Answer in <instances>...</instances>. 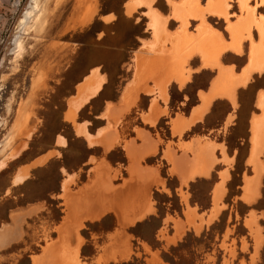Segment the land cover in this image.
Listing matches in <instances>:
<instances>
[{
    "label": "rangeland",
    "instance_id": "1",
    "mask_svg": "<svg viewBox=\"0 0 264 264\" xmlns=\"http://www.w3.org/2000/svg\"><path fill=\"white\" fill-rule=\"evenodd\" d=\"M29 1L11 0L0 4V188H5L9 176L19 166L48 150H54L51 158L46 162V159L43 160L45 164L35 168L31 166L32 170L25 168L13 181L14 184L23 183L14 190L17 195L13 192L11 198L18 196V204L40 202L41 205L34 215L21 222L17 242L0 252V264H34L35 258L43 256L46 246L61 241L56 229L60 227L62 214L67 212L65 200L69 209L74 205L73 196L66 199L57 195L66 172L64 166L75 171L88 154L83 140L77 142L71 136L72 122H65L64 113L67 98L74 94L76 84L94 69L104 75L106 81L101 91L76 111L74 121L89 122L91 127L86 132L97 134L102 119L106 122L115 120L113 125L108 123L113 131L116 130L117 140H114L113 148L106 152L100 147L91 150V154L98 157V162L92 165L90 172L85 169L71 183V187L76 189L80 182H84L89 183V191L94 189L93 185L97 189L99 175L103 171L112 186L110 191L122 186V180L127 176L124 167L126 159L120 150L123 144L119 145V142L131 139L135 132L138 133V127L145 129L158 142L157 153L145 159L142 167L151 165L153 170L148 171L156 174L163 184L152 185L149 189L151 211L134 218L127 227L121 229L115 214L108 212L98 220L83 222L77 237L76 232L70 230L64 246L72 248L78 240L81 241L78 248L80 264H264V173L259 178L258 195L254 202L248 204L242 198L244 180L255 177L253 166L248 163L251 154L250 121L258 114L255 102L264 90V70L252 74L246 86L236 89L234 102L227 97H219L213 101L209 111H204L200 119L178 135L171 130L173 119L190 116L198 100V91L213 84L212 80L218 77L217 68L192 74L199 61L198 58L188 57L184 67L189 70L187 81L183 85L173 82L167 87L163 108L155 105L162 112V117L154 124L146 123L143 116L147 98L141 97L137 105L125 113L108 102L115 99L117 90L120 92L127 85V80L132 78L137 50L141 42L149 37L146 9L141 8L128 16L125 13L128 0H84L83 4L79 0H61L59 3L56 0H39L40 7L46 5L42 27L19 32V22ZM198 1L200 8H205L210 0ZM224 1L230 14L227 22L214 15L206 14L204 18L222 40L229 41L228 23L246 17V13L239 9L237 0ZM244 1L247 8L253 11L254 20L264 30V3L261 0ZM151 5L168 18L171 5L167 0H152ZM90 7L94 8L92 19L81 25ZM170 21L171 31L180 26V22L173 17ZM199 24V20L190 18L186 31L198 35ZM257 28L250 24L249 36L244 34L247 39L241 42L242 54H220L219 63L231 66L232 72L238 74L247 63L249 42L258 41ZM17 36L21 45L18 51L13 44ZM90 81L87 79L82 88ZM84 94L82 91V96ZM109 109L113 110V116L104 118ZM19 114L25 117L24 128L29 134H19L6 140L7 135L15 130L14 122ZM83 130L76 128L77 133L88 136ZM63 137L67 141L64 152L60 150L64 148V142L59 141ZM85 137L82 139L85 140ZM193 143L200 147H212L214 163L207 176L196 175L183 183L175 173L174 163L165 155H173L189 163L194 159L200 160L197 155L202 157L203 150L196 151L195 158L185 148ZM20 144L23 147L16 151ZM258 158L264 167V147ZM102 161L103 165L100 164ZM222 175H225L224 179ZM219 185L222 186V193L217 204L218 211L213 214V193ZM83 198L87 199L86 192ZM11 206L14 203L7 202L0 207V216L9 210V221L20 207ZM192 213L194 216L190 215ZM188 218H193L191 223H188ZM250 219L252 223L247 224ZM177 222L185 225L184 232L180 239L167 242L174 238V224ZM5 237L0 235V246L5 243L8 234ZM120 237L129 242L128 258L120 260L116 251L114 261L103 263L109 251L121 241Z\"/></svg>",
    "mask_w": 264,
    "mask_h": 264
},
{
    "label": "bare ground",
    "instance_id": "2",
    "mask_svg": "<svg viewBox=\"0 0 264 264\" xmlns=\"http://www.w3.org/2000/svg\"><path fill=\"white\" fill-rule=\"evenodd\" d=\"M60 1L61 0H56L57 3H59ZM79 1L82 4L84 2V0H79ZM167 1H168L169 5H171V7H172V12H171L172 17L174 19H176L178 22H180V29H179L180 33L177 35H179L181 38L184 37L183 40L191 39V37L186 35V27L188 25V20L190 18L199 20L200 24L198 26V33H199L198 39L201 42L198 46L195 45L196 46L195 47V46H193V44H194L193 42H194L196 37L194 39H192L193 42H191V40H190L189 42L193 43L192 45H190L191 51L187 50L189 52H186V53H184L185 52L184 51L183 53L185 55L184 54H182V55L185 56V57H183L185 59L188 56V53L191 52L189 54V55H191L192 52H196L202 58L203 62H205L208 65V67L210 66L212 68L218 69V77H217L216 81L214 82V87L211 91L212 94H211L210 98H208V99H212L214 97L220 96V97H227L230 99L231 102H234V100H235V98H234L235 88L237 86H244L247 83L251 71L261 72L264 69V46H263L264 43L262 44V42H261L264 38V31L260 28V23L257 22L256 20H254L255 17L253 18V11L250 10L251 8L250 9L247 8L246 2L244 0H237L236 1L238 3L239 9L242 11H245L246 17H243V18L240 17L241 19L235 21V23H233V22L228 23L227 32L230 35L231 43L225 44L223 42V40L221 39L220 35L214 31H212L211 28L205 23V18H204L206 16V14L214 15V16L223 18L227 22V19L229 18L228 15H230V14H228V8H227L228 4H226V2L224 0H214V1L212 0L213 2H210L211 1L210 0L205 8H200V6L198 4V2H199L198 0H182V1L177 2V3L176 2H170V0H167ZM39 2H40L39 0H30L29 1L28 5L26 7V10L23 13V15L21 16V20L19 22V29H18L19 32L25 31V30L30 29V28H33L34 30H36L37 28L39 29L42 27V22H43L44 17H45L46 5L43 4L40 7ZM260 2L264 3V0H261ZM151 4H152V0H131L125 6V13L128 16H130L136 10V8L138 6H145L148 9L146 16L148 17V20H149L148 26L152 30L153 40H154V43L150 44L149 49L151 47H153L154 45H155L154 47L156 48V45L159 46V44H163L165 39H166V35H167V32L165 30L166 18H163L156 10H154L151 7ZM85 6H87V4ZM87 8H88V6H87ZM86 14H87V17L83 18L81 25H85V24L90 22V20L92 19V15L94 14V8L90 7V10L87 9ZM243 15H245V14H243ZM250 24H254L255 26L258 27L257 30H258L260 39H259V42L257 44H254V42L252 41L253 43H251L250 57H249L251 59V61H250L249 65L246 67V69L242 72V74L240 76H236L232 72V69L225 68L219 63V55L224 50H227V49H230L234 52L240 53L241 42L245 38L244 34H247V36H249ZM250 35H251V32H250ZM246 39L247 38H245L244 40H246ZM183 40H182V42H185ZM199 40H195V42L197 41V43H199ZM186 42H188V41H186ZM169 43H170V41H169ZM13 44H14V49L16 51L21 49V45L19 43V37L18 36L14 39ZM183 45L186 46L184 43H183ZM179 46H180V44H179ZM184 46L181 45L182 51L184 49L182 47H184ZM188 46H187V48H188ZM172 48H174V47L172 46ZM175 49H176V47H175ZM158 50H160V49L157 48V51ZM170 52H168V53H170ZM175 52H176V50H175ZM170 55H173V54H170ZM163 57L166 58V56H163ZM163 57H161V58H163ZM161 58H159V59L162 62ZM165 58H164V60H165ZM159 59H157V61ZM186 60H187V58H186ZM167 61H168V63L170 62L169 60H167ZM167 61L165 60L163 62H167ZM161 62H159V63H161ZM159 63L155 62V65H157V64L159 65ZM176 63L178 64V62H176ZM184 63H186V62H184ZM171 64L172 65L170 68L173 70V68L175 66H173L172 61H171ZM174 65H175V63H174ZM207 65L205 67H207ZM162 66L164 67L165 65L163 64ZM162 66L161 67L160 66L149 67V69L145 70V75H147L146 78H148V79L151 78L155 82L154 84L156 85L155 87H157V89H158L160 97L162 99H165L166 98V90L165 89H166V85L170 79L169 78L164 79V78L159 77V76H161L159 74L160 70H162V71H160V73L165 72V71H163L164 68ZM159 67L161 68V69H159V71H157L159 75H158V77L154 78L155 75L154 76H152V75L156 71V68L158 69ZM168 68H169V65H168ZM168 68H165V69H166V71L168 70V72H169ZM175 71L178 74V70L176 68H175ZM176 72H175V74H176ZM172 73L173 72L171 71V74ZM179 73H180V71H179ZM181 75H182V73H180V75L178 74V75H176V77H174V80H176V82L179 85H183L184 81L187 79V76H188V75H185V76L184 75L181 76ZM156 76H157V74H156ZM165 77H168V76H165ZM169 77L171 78V77H173V75L172 76L170 75ZM146 78H144V79H146ZM167 79H169V80H167ZM101 80H102V78L94 73L92 75V78H91L89 85H87L85 88H82L83 85L78 86L77 98L74 99L75 100L74 102H73V100L69 101V109L66 112V116H65L67 118V120H69L70 122H74L75 113L78 110V108L81 106V103L83 101L87 100L89 98V96L95 94V92L99 89V84H100ZM82 91L85 93L83 96H82ZM144 92H147V89H144ZM136 94L137 93L135 92L134 94H131L129 96V104L126 106L124 111H122L123 113H125L129 110V105L136 98ZM208 103H209V100H207V102L205 101L204 107L196 110L192 114V116L189 120L185 121L181 118H177L176 120H173L172 128H171L172 133H177L179 135L186 128H189V126L194 121H196L197 119H199L202 116L203 112L207 108ZM257 106L261 110V114L259 116L254 115L250 121V125H251V129H250L251 130V138H250L251 154H250V158L248 160V163H250L253 166L255 177L252 180H244L245 184L243 187V195H242L243 200L248 204H251L252 202H254L255 198L257 197L258 187H259L258 181H259V178L261 177V174L264 173V167L260 164L261 162H259V158H258L259 154L261 153L262 148L264 147V93L259 95V98L257 101ZM111 111H113V110H111ZM158 114H160V112L153 110L150 113V115H148L147 117H143V121L148 122L150 124H154L157 117H158ZM112 116H113L112 114L106 115L107 118L112 117ZM112 122L113 121H111V123ZM114 122H115V120H114ZM24 127H25V117L23 115L19 114L17 116L15 122H14V129L15 130L10 132L7 135L6 140L7 139L9 140V139H11V138H13L19 134L20 135L23 134V136L28 135L29 131L25 130ZM144 137L147 138V135ZM87 140H88V143L91 144L92 141L88 136H87ZM103 143L105 144V146L107 145L108 148L111 147L112 143H113L112 138H103ZM152 146H154V145H151L149 147V149L147 148L146 153L147 152L148 153H154L155 148ZM22 147H23V144H20L19 148L16 151H19V149ZM185 148L188 149L189 151H191L195 158H197L199 156L200 160L194 159V160H191V163H189L188 161H187L188 162L187 163L185 159L178 161L174 158L173 155L170 157L168 154L165 155L166 158L169 161H171V163L172 162L174 163L175 173H177L179 175L180 180H182V182L185 183L187 180L192 179L193 176H196V175L207 176L212 164L214 163L213 156H212L213 148L209 147L208 145L200 147L199 145H197V143H193L190 146H185ZM125 149L127 150V147H125ZM199 150H201V152L203 150V152H204V153L202 152V155H203L202 157L200 155L196 154V151L199 152ZM196 155H197V157H196ZM137 163H138V159H137V161H135V159H134L133 167L135 165V168H137L138 167ZM102 169H104V167H102ZM104 172L105 171L101 172L99 175L100 176L99 179H100L102 184H100V181H99V184L97 183V186H96V187H98L97 189L93 186L94 189L92 191H89V190L86 191L87 199L84 198V200H81V201L80 200H76L75 202L73 201L74 205L70 206V209H69V206L68 207L66 206V208H68V211H67V214L63 220L65 222V224L56 229V232L58 233L59 237L61 238L60 239L61 241L59 242V244H52V245L46 246L43 249V253H42L43 256L35 258L36 260L34 261V264H80L79 260H78V250H79L78 248H79V245L81 244V241L78 240V243L76 244V246L72 247V248H69L68 246H64L65 239L68 236V234H70V230L71 231L73 230V232H76V237H77V231L82 226L83 222L98 220V218H100L101 216H103L104 214H106L108 212H113V214H115V217L117 219V223H119L118 225L122 229V228L127 227L128 224H130L134 218L146 213L147 211H151V207L149 206V203H148L149 202L148 201V195H149L150 186L151 185L159 186V185L163 184V181L160 178H158V176L156 174L153 175L152 172H149V174L144 178L145 179L144 183H141L140 182L141 179H140L138 181V186H137L138 189L134 193H132V190L130 188L124 189L125 191H123V189H121L120 187H119L120 190L110 191L112 186H110L109 179H106V177L104 176L105 175ZM132 172H133V169L129 170V173L131 175H132ZM224 178H225V175L224 176L222 175V179H224ZM136 181H137V178H136V180H134L133 184H135ZM124 187H125V185H124ZM221 187L222 186L219 185L214 190V193H213V196H214L213 197V206H214V208H213L214 213L213 214L217 213V211H218L217 204H218V201L220 199V194L222 193ZM190 215L194 216L193 213ZM211 217L209 218L208 221H210ZM192 220H193V218H188V223H191ZM251 223H252V219L247 221V224H251ZM174 226H175V236H174V238H171L170 240H166L167 242L173 243V241L175 239H177V238L180 239V236L184 232L185 225L182 224L181 222L175 223ZM195 229H198V227H195ZM5 230H7V229H5ZM5 230H3V231H5ZM4 237H5V235H4ZM59 237H58V239H59ZM120 238H122V237H120ZM120 238H119V241H120ZM7 240H8V238H7ZM7 240L5 241V239H4L3 241L8 242ZM116 243L114 245H116ZM60 245H61V248L59 249L58 247ZM57 248L59 250H57ZM116 251H117V254H118V257L120 260L128 258L129 254H130V246H129V242H128V240H126V238L123 237L121 239V241L117 244V246L114 247L113 250L109 251L106 258L103 260V263H107V261H109V260L114 261L115 260L114 254H116L115 253Z\"/></svg>",
    "mask_w": 264,
    "mask_h": 264
},
{
    "label": "crops",
    "instance_id": "3",
    "mask_svg": "<svg viewBox=\"0 0 264 264\" xmlns=\"http://www.w3.org/2000/svg\"><path fill=\"white\" fill-rule=\"evenodd\" d=\"M9 1H11V0H0V4H3V3H7V2H9ZM131 0H128V2L127 3H129ZM180 1H182V0H178V1H176V2H180ZM201 5V4H200ZM202 6V5H201ZM151 7H152V5H151ZM141 8H145L146 9V12H145V15L147 14V12H148V9L146 8V7H144V6H138L137 8H136V10L134 11V12H136L137 10H139V9H141ZM154 9V8H153ZM169 14L167 15V17L168 18H166L165 17V15L164 14H162L160 11H158V10H156V9H154V10H156L161 16H163V18H166V24H165V30L167 31V35H166V39H165V41H164V45L163 44H159V46H157L156 45V48L153 46V47H151L150 49H149V46H150V44H153L154 43V40H153V35H152V30L149 28V37H147L145 40H143V42H141V46L139 47V49L137 50V53L138 54H136V57H135V59H136V61L134 60V63H133V75H132V78H130L129 80H127V85L126 86H124L123 87V89L119 92V90H117V96H116V98L115 99H113V100H108V102H109V104L110 105H112V106H115V109H121V111L123 110L124 111V109L126 108V106L129 104V96L131 95V94H134L135 92L137 93L136 94V98L131 102V104L129 105V109L130 108H132L133 106L135 107L136 105H137V103L139 102V100H140V98L142 97H145V98H147V105H146V110H145V112H144V116L143 117H147L148 115H150V113L153 111V110H155V111H158V112H160V114H159V116L157 117V119H156V121L155 122H157L162 116H161V114H162V112L161 111H159V110H157L156 108H155V105L156 104H158L160 107L162 106V103H163V99L160 97V95H159V92H158V89H157V87H155L156 85L154 84L155 82L150 78V79H148V78H146L147 77V75H145V70H147V69H149V67H158V66H162L163 64L165 65L163 68H164V70L163 71H165V72H161L160 73V71H162V70H160L159 71V69H161L160 67L157 69L156 68V71L153 73V75L152 76H154V78H156V77H158V75L160 74L161 76H159V77H161V78H164V79H166V78H169V79H167V80H169V82L167 83V85H166V89H167V87L171 84V83H177L176 82V80H174V77H176V75H180V73H182V75L181 76H185V75H188L189 74V70H185L186 68H184L185 67V63L184 62H186V58H188L189 57V59H193V58H198V61H199V66H198V68L196 69V70H192V74H198L199 72L201 73L202 71H204V72H208V70H210V71H212L211 69H212V67H208V65L205 63V62H203L202 60H200L201 58H200V56L197 54L196 56H195V54H196V52H192V54L191 55H189L190 53H188V56L184 59L183 57H185L184 55V53H186V52H189V51H187V50H190L191 51V49H190V45H192L193 43V46H198L199 44H200V40L198 39V37H199V33H198V35H195L194 36V34L192 33V34H190V33H188V31H186V35H188L189 37H191V39H189V40H183V38H181L179 35H177V34H179L180 33V26H178V28L176 29V30H174V31H171L170 29H169V23L171 22L170 20L172 19V16H171V12H172V10H171V7H169ZM263 17H264V15H263ZM148 18V17H147ZM149 21V20H148ZM189 21V20H188ZM235 22V21H234ZM233 22V23H234ZM232 23V22H231ZM212 31H214L213 29H211ZM264 31V30H263ZM169 32V33H168ZM178 32V33H177ZM215 32V31H214ZM173 34V35H172ZM176 34V35H175ZM190 34V35H189ZM229 34V33H228ZM173 36V37H172ZM170 37V38H169ZM196 37V38H195ZM175 38V39H174ZM195 38V40H199V43H197V41L195 42V40H194V42L192 41V39H194ZM174 39V40H173ZM259 39H260V37H259V34H258V41H254V44H257L258 42H259ZM168 40V41H167ZM180 40V41H179ZM182 40L183 41H188V42H182ZM191 40V42H193V43H191V42H189ZM169 41H170V43H169ZM165 42H167V43H165ZM180 42V43H179ZM223 42L225 43V44H228V43H231V40H230V38H229V41H224L223 40ZM262 42V44H263V42H264V38H263V40L261 41ZM175 43V44H174ZM183 43L186 45V46H184L183 45ZM188 43V44H187ZM190 43V44H189ZM179 44H180V46H179ZM181 45L182 46H184V47H182V48H184L183 49V51H182V49H181ZM189 45V46H188ZM172 46L174 47V48H172ZM187 46H188V48H187ZM195 46V47H196ZM263 46H264V44H263ZM163 47V48H162ZM175 47H176V49H175ZM248 47H249V49H248V60H247V63L245 64V66L239 71V73L237 74V73H235V75L236 76H240L241 74H242V72L246 69V67L249 65V63H250V61H251V59L249 58L250 57V49H251V43H249V45H248ZM157 48L158 49H160V50H158L157 51ZM186 48V49H185ZM194 48V47H193ZM163 49V50H162ZM172 49V50H171ZM176 50V52H175V50ZM181 50V51H180ZM171 51V52H170ZM185 51V52H184ZM168 52H170V53H168ZM184 52V53H183ZM234 53V54H237L238 55V53L237 52H234V51H232V50H230V49H227V50H224V52H223V54L221 53V55H224V54H228V53ZM243 53V46H242V49H241V52H240V54H242ZM169 54V55H168ZM170 54H173V55H170ZM175 54V55H174ZM182 56H180V55ZM182 54H184V55H182ZM178 55V56H177ZM221 55H220V59H221ZM163 57V56H166V58L165 57H163V58H161V57ZM159 58H161L162 59V62H161V60L159 59ZM164 58H165V60L167 61V60H169L170 62V64L168 63V61L167 62H163V61H165L164 60ZM157 59H159L158 61L159 62H161V63H159L158 61H157ZM176 59V60H175ZM157 62V63H159V65L157 64V65H155V62ZM171 61L173 62V66H175L174 68H173V70L175 71V68L178 70V74H177V72H176V74H175V72L170 68L171 67ZM175 61V62H174ZM176 62H178V64L176 63ZM163 63V64H162ZM168 63V64H167ZM174 63H175V65H174ZM204 63V64H203ZM168 65H169V68H168ZM207 65V67H205ZM223 67H225V68H229V67H231V66H229V65H224V64H221ZM172 66V67H173ZM178 68H177V67ZM183 67V68H182ZM162 68V69H163ZM165 68H168L169 69V72H168V70L166 71V69ZM181 68V69H180ZM171 69V70H170ZM231 69V68H230ZM264 70V69H263ZM262 70V71H263ZM157 71H159V74H158V72ZM171 71L173 72L172 74H171ZM179 71H180V73H179ZM186 71V72H185ZM94 72H97V74L99 75V77H101L102 78V82H101V85H100V87H99V89L95 92V94H98L100 91H101V88H102V85H104V82L106 81V77L104 76V75H102L101 73H99L98 71H97V69H94L93 71H91V72H89V74L88 75H86L84 78H83V80H81L79 83H77L76 84V86H75V92H74V94L73 95H71V96H69L68 98H67V107H66V111H65V115H64V119L66 120L65 122H67L68 121V123L70 122L69 120H67V118L65 117L66 116V112L68 111V109H69V101H71V100H74V99H76L77 98V96H78V86H82L83 84H85L86 83V80L87 79H91L92 78V74L94 73ZM167 72V73H166ZM184 73V74H183ZM255 73H259V72H257V71H251L250 72V76H249V79H250V77H251V75L252 74H255ZM156 74H157V76H156ZM172 76L173 75V77H169V76ZM164 76V77H163ZM165 76H168V77H165ZM189 76V75H188ZM212 77V79H213V77H214V75L213 76H211ZM144 78H146V79H144ZM216 77L212 80L213 82H211V83H213V84H211V86H210V84L208 85V87L206 88V89H203V90H200V91H198V93H197V98H198V100H197V103H195V105L193 106V109L191 110V113H190V116L188 117V118H185L184 117V119L183 120H189L190 118H191V116H192V114H193V112H195L196 110H198V109H200V108H202V107H204V105H205V101L207 102V100H209V103H208V105H207V108H206V110H205V113L207 112V111H209L210 110V108H211V104L213 103V101H215V100H217V99H219V97L220 96H217V97H214V98H212V99H208V98H210V96H211V91H212V89H213V87H214V82L216 81ZM187 81V80H186ZM185 81V82H186ZM249 81V80H248ZM248 81H247V83H248ZM184 82V83H185ZM246 83V84H247ZM178 84V83H177ZM246 84L244 85V86H246ZM244 86H237L236 88H235V91H234V95H235V93H236V89H240V88H242V87H244ZM121 87V86H120ZM119 87V88H120ZM144 89H147V92H144ZM165 89V90H166ZM153 91V93H152V91ZM238 91V90H237ZM262 93H264V90H262L261 91V94ZM94 94V95H95ZM94 95H91V96H89V98L87 99V100H85V101H83L82 103H81V106L78 108V110H77V112L79 111V109H81L84 105H85V103H88L92 98H94L95 96ZM259 95L260 94H258V97H257V100H256V102H255V105H256V107H257V109H258V114H255V116H258V115H260L261 114V110L258 108V106H257V101H258V98H259ZM94 96V97H93ZM234 98H235V96H234ZM229 99V98H228ZM230 100V99H229ZM236 100V99H235ZM107 101L105 102V105L108 103ZM236 104V103H235ZM165 105V104H164ZM107 107H108V105H107ZM107 107H105V108H107ZM108 108H110V107H108ZM161 108H163V106L161 107ZM129 111V110H128ZM111 115V110L109 109V111L108 112H106L105 113V115H104V118L106 117V115ZM163 115V114H162ZM203 115V114H202ZM76 116V115H75ZM202 117V116H201ZM200 117V118H201ZM199 118V119H200ZM177 118H175V119H173V120H176ZM252 119V118H251ZM142 120V119H141ZM198 120V119H197ZM101 121V120H100ZM104 121H105V123H104ZM111 121L112 120H110V121H108V122H110V124H111ZM102 123H101V125L99 126V133L97 132V134H91V133H89V132H86V131H88V129L91 127V126H89L88 125V123L89 122H81V121H77V120H75L74 122H72L71 123V125H72V137L74 138V140L75 141H79V140H83L82 142H83V145H84V148L88 151V154H87V157H86V159L80 164V166L79 167H77V169L74 171V170H67V167L66 166H64V170L66 171L65 172V175H63V177H62V180H61V182H60V190H59V193L57 194L58 196H63L64 198H66V199H68L69 198V196H73L74 198H73V201L75 202L76 200H84V198H83V196H84V193L89 189L88 188V184L89 183H87V184H85L84 182H80V185H78L77 187H76V189L74 188H72L71 187V183L73 182V181H75V180H77L80 176H81V173H84L85 172V169H86V171L87 172H90V170H91V168H92V165H94L96 162H98V157L96 158V156H94L93 154H91L92 152H91V150H93V149H95V148H97V147H100L103 151H105V150H110L111 148H113V146H114V144L115 143H112V146L111 147H109L108 148V146L106 145L105 146V144L103 143V138H112V142H114V140L116 139L117 140V138H116V136H117V133H115L116 132V130L115 131H113L112 129H111V125L108 123V122H106V119H102V121H101ZM116 122V121H115ZM194 122H196V121H194ZM193 122V123H194ZM113 123L114 122H112V125H113ZM147 123V122H146ZM192 123V124H193ZM191 126V125H190ZM189 126V127H190ZM81 128V129H84L83 130V132L85 133V135H88V137H90V139H91V144H89L88 142H87V136L85 137L83 134H80V133H77V131H76V128ZM250 129H251V125H250ZM138 133L137 132H135L134 133V135L131 137V139H127V140H125L124 141V143H123V141H120L119 143V145H122V146H120L121 147V153L124 155V157H125V159H126V164H125V171H126V174H127V176L125 177V179L124 180H122L123 182V184H122V186H120V188L121 189H123V191H125L124 189H131L132 190V193H134L138 188H137V186H138V181L140 180V182L141 183H144L145 182V177L149 174V172H152V171H148V169H152L150 166L151 165H149V164H146V166H143L142 167V163L145 161V159H147V158H149V157H152V156H154L156 153H157V148H158V146H157V141H154L151 137H150V135L145 131V129H143V128H141V127H138ZM139 135V136H138ZM146 135H149V137L147 136V138H149V139H147V138H145L144 136H146ZM250 136H251V130H250ZM82 137H85V140L84 139H82ZM58 138H59V136L57 137V139H55V147H56V145H57V142H58ZM119 139L121 140V137H119ZM138 141V142H135V141ZM59 141H62V142H64V148L63 149H60V150H63V152L66 150V148L67 147H65V145L67 144V141L65 140V138L63 137L62 139H59ZM136 143V144H135ZM154 145V146H152V147H154L155 149H154V153H146V150H147V148L149 149V147L151 146V145ZM60 147V146H59ZM62 147V146H61ZM125 147H127V150L125 149ZM151 147V148H152ZM54 150V149H53ZM53 150H48L47 152H45L44 154H42V155H40V156H38V157H36V158H34L33 160H31L29 163H27V164H23V165H21V166H19L10 176H9V178H8V181H7V185L5 186V188H0V207L1 206H3V205H5L7 202L8 203H11V204H13L14 203V206H11V208L12 207H19L18 208V210H16L14 213V220L12 219L11 221H9V210H8V212L7 213H5V215L4 216H0V235H2V234H4V235H7L8 234V242H5V244H3V245H1L0 246V252L3 250V249H6L9 245H12L13 243H15V242H17V236L18 235H20V225H21V222L23 221V219H25V218H28L29 216H32V215H34L39 209H40V202H33V203H31V204H27V205H24V204H18V201H19V199H18V196H14V197H12L11 198V196H13V192H15L16 191V189L19 187V185H21V183H23V181H21V182H17V183H13V181L14 180H17L18 179V177H19V175L20 174H22L23 173V170L25 169V168H29V170H32L33 168H31V166H34V168L35 167H38L39 165H41V164H45V162L49 159V158H51V156L52 155H50L51 154V152L53 151ZM106 152V151H105ZM142 157H141V156ZM177 156H178V154H177ZM102 158V157H101ZM46 159V160H45ZM134 159H135V161H137V159H138V167L137 168H135V165H134V167H133V161H134ZM175 159H177L176 157H175ZM43 160H45V162L43 161ZM89 160L90 161H95V162H89ZM178 161H179V159H177ZM88 164H87V163ZM100 163V162H99ZM87 164V165H86ZM100 164H104L103 163V161L100 163ZM101 165V166H102ZM103 167V166H102ZM150 167V168H149ZM133 169V172H132V175L129 173V170H132ZM153 170V169H152ZM2 171V170H1ZM133 177V178H132ZM136 178H137V181H136V183L135 184H133L134 183V180H136ZM139 178V179H138ZM133 180V181H132ZM139 182V183H140ZM124 185H125V187H124ZM94 186V185H93ZM92 186V187H93ZM152 186V185H151ZM150 186V187H151ZM94 188V187H93ZM119 187H117V190H120V188L118 189ZM91 189V188H90ZM15 190V191H14ZM117 190H114V191H117ZM15 195H17L16 194V192H15ZM58 196H54V197H58ZM11 198V199H10ZM69 199H71V198H69ZM60 200V199H59ZM62 200V199H61ZM66 201L67 200H65V205L67 206V203H66ZM79 202V201H78ZM64 205V204H63ZM64 211V210H63ZM66 211H68V208H66ZM66 214H67V212L66 213H63L62 214V222H61V224L59 225L60 227H61V225L64 223L65 224V222L63 221L64 220V218H65V216H66ZM17 224L19 225V227L17 226ZM57 226V225H56ZM54 228H56V227H54ZM5 229H7V230H5ZM3 230H5V231H3ZM7 233V234H6ZM59 236V235H58Z\"/></svg>",
    "mask_w": 264,
    "mask_h": 264
},
{
    "label": "flooded vegetation",
    "instance_id": "4",
    "mask_svg": "<svg viewBox=\"0 0 264 264\" xmlns=\"http://www.w3.org/2000/svg\"><path fill=\"white\" fill-rule=\"evenodd\" d=\"M94 73L97 74V72H94ZM94 73H93V74H94ZM93 74H92V75H93ZM97 75H98V74H97ZM98 76H99V75H98Z\"/></svg>",
    "mask_w": 264,
    "mask_h": 264
}]
</instances>
